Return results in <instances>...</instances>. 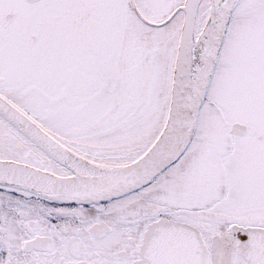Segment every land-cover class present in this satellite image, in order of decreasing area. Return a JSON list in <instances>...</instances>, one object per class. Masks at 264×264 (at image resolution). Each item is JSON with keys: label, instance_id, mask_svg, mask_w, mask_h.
Segmentation results:
<instances>
[{"label": "flooded vegetation", "instance_id": "obj_1", "mask_svg": "<svg viewBox=\"0 0 264 264\" xmlns=\"http://www.w3.org/2000/svg\"><path fill=\"white\" fill-rule=\"evenodd\" d=\"M132 1L146 20L148 15L141 8L148 0ZM132 1L0 0V55L29 22L32 29L23 32L32 43L54 22L73 19L79 23L77 39L88 43L86 37L93 23L129 21L130 17L140 20ZM75 3L79 4L77 15L69 11ZM202 4L209 1L202 0ZM128 6L132 14L127 13ZM112 30L108 28L102 35L103 30L96 29L93 41L101 43L104 39L111 45L116 36ZM228 33L193 139L179 160L147 187L97 205H63L0 187V264H146L145 232L162 219L198 231L208 255L207 264H264V117L257 115L264 110L203 109L213 103L222 86L220 67L225 64ZM3 64L0 67L7 73H0V83L17 90L19 69L14 63V67ZM89 78L90 85H96L95 78ZM61 144L80 158L100 164L125 165L134 157L133 150L111 153L126 156L125 161L118 162L103 151L92 153L83 145L74 147L70 141ZM144 148H137V153ZM50 162L47 171L71 176V169ZM54 168L56 171H52Z\"/></svg>", "mask_w": 264, "mask_h": 264}, {"label": "rangeland", "instance_id": "obj_2", "mask_svg": "<svg viewBox=\"0 0 264 264\" xmlns=\"http://www.w3.org/2000/svg\"><path fill=\"white\" fill-rule=\"evenodd\" d=\"M157 1H145L141 8L148 15L146 21L153 25L167 20L185 0ZM70 9L77 15L79 4ZM208 12V5H199L196 35ZM127 13H133L130 6ZM129 19L97 26L93 23L90 34H86L88 43L77 39L79 23L74 19L54 22L34 43L23 32L32 29L31 23L23 24L11 47L6 46L0 55L2 65L14 63L19 69V78L14 77L18 78L17 90L0 83V93L51 135L70 141L74 147L85 146L92 153L103 151L118 162L125 161L126 150H133L134 157L127 161L135 160L157 139L166 121L183 15L178 12L159 28ZM108 28L116 35L111 45L104 39L101 43L93 41L96 29L105 35ZM227 31L225 64L220 67L222 86L213 103L203 109L264 110V0H241ZM0 73L6 74L7 69L1 66ZM90 75L96 85H90ZM257 115L264 117V113ZM143 146L144 151L137 153ZM116 151L124 153L110 156ZM0 160L41 170L51 168L50 160L1 118Z\"/></svg>", "mask_w": 264, "mask_h": 264}, {"label": "water", "instance_id": "obj_3", "mask_svg": "<svg viewBox=\"0 0 264 264\" xmlns=\"http://www.w3.org/2000/svg\"><path fill=\"white\" fill-rule=\"evenodd\" d=\"M37 0H28V2ZM132 1V0H131ZM202 0H185L159 28L174 16L183 15L172 73L167 117L162 131L149 149L126 165H107L84 160L45 133L30 118L0 96V118L36 149L57 164L71 169V176L13 161L0 160V187L63 204L88 206L110 202L150 185L175 164L191 143L207 89L217 65L232 13L240 0H208L209 15L196 38V20ZM146 264H207L201 235L187 225L162 219L145 232Z\"/></svg>", "mask_w": 264, "mask_h": 264}, {"label": "trees", "instance_id": "obj_4", "mask_svg": "<svg viewBox=\"0 0 264 264\" xmlns=\"http://www.w3.org/2000/svg\"><path fill=\"white\" fill-rule=\"evenodd\" d=\"M105 78H107V77H105ZM11 103V102H10ZM12 104V103H11ZM16 104V103H15ZM13 105V104H12ZM17 105V104H16ZM15 106V105H14ZM16 107V106H15ZM19 109V108H18ZM20 110V109H19ZM21 111V110H20ZM23 112V111H22ZM24 113V112H23ZM26 116H28L30 119H33L29 114H27V113H24ZM34 121V120H33ZM36 124H37V122L36 121H34ZM40 127L44 130V131H46V133H48V134H50L47 130H45V128H43L41 125H40ZM17 133V132H16ZM51 135V134H50ZM51 136H53V135H51ZM53 137H55V136H53ZM58 141H60V142H64L62 139H60V138H57V137H55ZM30 144V143H29ZM31 145V144H30ZM143 150V149H142ZM141 150V151H142Z\"/></svg>", "mask_w": 264, "mask_h": 264}, {"label": "bare ground", "instance_id": "obj_5", "mask_svg": "<svg viewBox=\"0 0 264 264\" xmlns=\"http://www.w3.org/2000/svg\"><path fill=\"white\" fill-rule=\"evenodd\" d=\"M208 6H209V4H208ZM136 7V6H135ZM137 8V7H136ZM138 10V9H137ZM199 10V9H198ZM208 15H209V12H208ZM197 16H198V12H197ZM208 18V17H207ZM231 19V18H230ZM207 20V19H206ZM230 22V21H229ZM229 25V24H228ZM228 29V28H227ZM202 30V29H201ZM201 32V31H200ZM227 32V31H226ZM199 35V34H198ZM198 35H196V38L198 37ZM179 36H180V33H179ZM178 41H179V38H178ZM170 100V99H169ZM169 107V106H168ZM41 128V127H40ZM42 129V128H41ZM15 132H17L16 130H15ZM18 133V132H17ZM19 134V133H18ZM22 138H24L21 134H19ZM44 156H46L45 154H43Z\"/></svg>", "mask_w": 264, "mask_h": 264}]
</instances>
